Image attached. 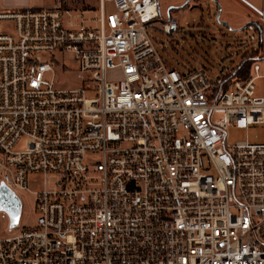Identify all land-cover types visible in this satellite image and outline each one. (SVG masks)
I'll list each match as a JSON object with an SVG mask.
<instances>
[{
	"label": "built area",
	"instance_id": "built-area-1",
	"mask_svg": "<svg viewBox=\"0 0 264 264\" xmlns=\"http://www.w3.org/2000/svg\"><path fill=\"white\" fill-rule=\"evenodd\" d=\"M76 1L0 10V186L22 205L14 228L0 211V264H264L263 28L249 76L228 81L166 64L150 32L180 27L158 0ZM66 54L82 87L57 86Z\"/></svg>",
	"mask_w": 264,
	"mask_h": 264
},
{
	"label": "rangeland",
	"instance_id": "rangeland-1",
	"mask_svg": "<svg viewBox=\"0 0 264 264\" xmlns=\"http://www.w3.org/2000/svg\"><path fill=\"white\" fill-rule=\"evenodd\" d=\"M24 1L29 2L30 5L49 6L54 0ZM184 4H179V6L183 7ZM188 4L186 7H188ZM217 5L213 0H199L194 7H191L192 9L184 10L185 8L183 7L182 11L173 12V17L177 20L180 27V32L175 38L164 35L159 29L150 32V36L160 55L170 68L184 73L192 67L201 66L210 69L212 73L216 74L224 67L235 68L244 56L258 49L259 41L256 31V25L258 24H252L251 20L246 18V14H240L243 11L239 12L237 10L232 13L239 19V22L237 24H229ZM73 6L81 7L82 10L92 9L96 11L99 3L98 0H77ZM110 11H113L111 6ZM87 17L93 18L95 14L87 15ZM67 21L68 19H66ZM262 26H264L263 23ZM59 57L61 63L67 65L69 71L64 72L61 68L57 69V86L61 88L82 87V81L77 77L76 67L72 61L71 54L60 55ZM106 77L109 81H116L121 78V74L120 71L116 70L109 72ZM256 136L259 138L263 137L261 128L248 132L231 129L229 131L228 144L234 145L237 142L247 140L253 142ZM23 146L24 144L22 143L18 149H22ZM31 188L32 190L36 189L34 183H31ZM20 196L24 207L19 228L34 225L37 218L34 196L27 192H21ZM7 228H9V222L3 220L0 215V236L11 233L10 231L5 232ZM19 228L12 233L19 232Z\"/></svg>",
	"mask_w": 264,
	"mask_h": 264
},
{
	"label": "crops",
	"instance_id": "crops-1",
	"mask_svg": "<svg viewBox=\"0 0 264 264\" xmlns=\"http://www.w3.org/2000/svg\"><path fill=\"white\" fill-rule=\"evenodd\" d=\"M55 1L56 0H54L53 3L49 6H43V5L37 6L34 4L30 5L29 2L27 3L24 0H0V10L15 9V8L44 9L53 6ZM198 1L199 0L191 1L188 4V7H185L184 10L194 7L198 3ZM213 1L218 4L217 6L219 7L221 14L225 15L224 18L229 24H237L239 22V19L235 17L232 12H234L235 10L239 12L243 11L240 14L242 13L244 15L246 14L247 16L246 18L250 19L252 24L254 23L258 24L263 28L264 31V26H262L263 22L261 20V14H264V0H213ZM185 2H187V0H160L159 8L162 17L165 18L170 16L173 17L175 11L177 12L178 8H180L179 4H184ZM180 11L182 10H178V12Z\"/></svg>",
	"mask_w": 264,
	"mask_h": 264
},
{
	"label": "water",
	"instance_id": "water-1",
	"mask_svg": "<svg viewBox=\"0 0 264 264\" xmlns=\"http://www.w3.org/2000/svg\"><path fill=\"white\" fill-rule=\"evenodd\" d=\"M0 211H6L11 219V228L18 225L22 205L19 198L11 192L5 185L0 186Z\"/></svg>",
	"mask_w": 264,
	"mask_h": 264
},
{
	"label": "trees",
	"instance_id": "trees-1",
	"mask_svg": "<svg viewBox=\"0 0 264 264\" xmlns=\"http://www.w3.org/2000/svg\"><path fill=\"white\" fill-rule=\"evenodd\" d=\"M191 1H197V0H187L183 7L185 8L188 3ZM183 7L178 8V10H181ZM177 10V9H176ZM258 25H256L257 27ZM260 54V50L256 49L253 51L252 55L250 56H244L242 58V61L235 67L231 69V73L227 76V80L230 81L232 79H245L249 76L251 67L253 63L257 60L258 56ZM63 69H66V67H63Z\"/></svg>",
	"mask_w": 264,
	"mask_h": 264
}]
</instances>
